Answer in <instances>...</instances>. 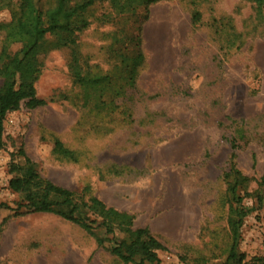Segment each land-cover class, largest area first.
I'll list each match as a JSON object with an SVG mask.
<instances>
[{"label": "rangeland", "instance_id": "1", "mask_svg": "<svg viewBox=\"0 0 264 264\" xmlns=\"http://www.w3.org/2000/svg\"><path fill=\"white\" fill-rule=\"evenodd\" d=\"M19 3L0 0V66L22 47L5 41L2 26ZM34 4L44 12L53 1ZM256 11L249 0H159L123 19L97 0L83 14L89 25L75 33L74 52L87 80L109 74L99 84L75 80L73 52L48 35L34 81L45 104H21L4 117L0 201H20L8 187V164L27 157L77 201L98 198L147 228L162 245L157 264H224L233 215L225 173L234 177L233 166L242 203L252 208L237 244L244 256L234 264H264V197L257 200L264 195V3ZM143 14L144 62L127 85L116 51L130 49ZM55 140L74 158L54 152ZM101 237V228L90 233L55 213L0 207V264H137L112 254Z\"/></svg>", "mask_w": 264, "mask_h": 264}, {"label": "trees", "instance_id": "2", "mask_svg": "<svg viewBox=\"0 0 264 264\" xmlns=\"http://www.w3.org/2000/svg\"><path fill=\"white\" fill-rule=\"evenodd\" d=\"M53 5L44 12L34 4V0H20L17 12L12 13L10 22L2 25L6 30L5 41H20L22 47L19 54L7 57L6 62L0 66V76L3 78L0 88V149L3 146V121L5 115L18 109L21 104L35 107L45 104L43 99L36 97L34 81L37 72V54L42 49L48 35H55L57 43L68 47L73 52L71 70L73 78L81 83L99 84L108 80L109 74L94 75L89 80L80 73L77 57L74 52L75 33L88 27L89 22L83 14L97 0H52ZM111 7L123 19L140 6L147 10L148 6L159 0H108ZM256 12L260 13L264 0H249ZM2 5H0V9ZM147 14V13H146ZM143 14L136 34L131 37L130 49L116 51L120 65L125 69L126 84L131 85L141 64L144 55L141 48L142 22L148 15ZM194 18L197 14L194 13ZM117 31V33H121ZM129 40V37H126ZM115 42L121 39L113 37ZM53 151L66 158H74V151L66 148L59 140H55ZM231 172L225 173L227 181V195L231 202L233 215L228 219L231 233V244L224 264H234L243 259V254L238 253L237 244L240 237V227L244 217L252 210L242 203V196L238 192L241 185L239 171L233 166ZM8 172L12 177L8 181V187L12 192L20 195V201L15 207L0 201V207L25 212H48L78 224L85 230L93 233L95 228L103 230L101 243L108 242L112 254L125 263L157 264L159 258L157 249L162 248L161 243L153 237L147 228L133 227L129 214L107 206L98 198L88 201H77L69 189L56 185L42 178L38 172L37 164L25 157L23 163L10 161ZM264 189V174L259 182ZM263 194L257 195L260 203ZM86 210L85 212L83 211ZM90 211L94 218L86 216ZM119 235V237H118Z\"/></svg>", "mask_w": 264, "mask_h": 264}]
</instances>
